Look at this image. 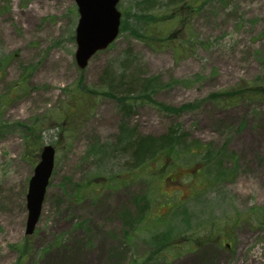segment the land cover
<instances>
[{"label": "rangeland", "instance_id": "obj_1", "mask_svg": "<svg viewBox=\"0 0 264 264\" xmlns=\"http://www.w3.org/2000/svg\"><path fill=\"white\" fill-rule=\"evenodd\" d=\"M138 1L123 0L122 15ZM78 20L74 0H0V264H264V102L225 108L209 101L210 94L264 77V0L207 4L192 21L196 40L182 56L170 43L125 30L85 69L75 59ZM172 30L184 36L179 26L153 33L163 37ZM129 49L139 59L132 67L139 79L159 77L168 84L155 102L194 108L175 116L138 103L128 124L145 136L180 125L193 144L224 147L229 157L219 163L232 175L216 178L214 163L204 165L196 150L177 162L184 164L180 175L191 176L160 184L156 163L130 173L128 157L108 150L122 112L115 100L84 91L102 90V71ZM43 115L56 119L46 125L43 141L56 149L55 166L35 232L26 235V195L40 152H26L22 125ZM197 165L206 168L199 176L188 171ZM146 193L154 200L148 228L153 230L152 218L170 211L165 203L176 210L167 249L144 263L152 230L134 234L123 213L135 215L134 202Z\"/></svg>", "mask_w": 264, "mask_h": 264}, {"label": "trees", "instance_id": "obj_2", "mask_svg": "<svg viewBox=\"0 0 264 264\" xmlns=\"http://www.w3.org/2000/svg\"><path fill=\"white\" fill-rule=\"evenodd\" d=\"M229 1L230 0H162L159 2V0H139L138 2L132 3L130 8L124 11L121 31L129 30L131 35L146 41H154L153 37H155L158 40L160 39L161 43H170L174 52L182 56L187 50L186 47L188 45L192 47L195 43V34H191V24L198 13H200L207 4H227ZM161 26H170V29H175L176 26H179L184 36H177L175 34L176 32L173 30L163 37L156 36L153 33V29ZM138 61V57L132 53L131 49L124 51L120 57L109 63L102 71L98 84L99 88H102V90L96 89L94 92L92 90L90 92L87 89V91H84V95L90 94V98L95 95L106 96L115 100L122 112L123 120L122 123L120 122L118 136L116 141H114L115 143L107 145V147L109 146L108 150L113 153L119 152L128 157L126 164L130 167L128 170L130 173L141 166L147 165L149 162L156 163L155 165L158 166V176L156 175V178L158 182L160 181V184L166 183L167 180H177L180 176L179 169L184 168V164L181 165L177 162L188 160L183 158L193 154L196 150H200V152L203 153L202 159L204 160V165H209L208 163L210 161L214 163L213 169L216 178L222 179L232 175L231 173L228 174V170L223 171L221 169L222 163H219L221 160L229 157L226 155V150L223 149L224 147L217 149L203 143L193 144L197 141L191 140L189 134L179 127L180 125L174 124L165 133L160 135L145 136L139 132L138 127H131V125L128 124L127 121L129 117L132 116L133 109L138 103H149L163 113L175 116H180L194 108V104L173 106L155 102L154 99L156 94L168 86V84H163L159 77H145L139 79V73H136V69L132 68L137 65ZM137 69L139 70V68ZM169 84L172 85V83ZM19 87L21 91L18 92L17 96L22 95V90H24L25 85L22 83ZM209 101L225 108L234 107L242 103L264 102V77L259 76L253 82L241 87L232 88L230 91L210 94ZM47 119L46 115H43L34 119L30 126L22 125L26 134V152H31L33 155L38 156L43 146L45 133L50 130L46 125L56 120L50 117ZM3 129V126H0V132ZM58 136L59 140L63 138L62 133ZM234 162L237 163L236 156ZM197 167H199V165L195 166L193 169H188V171L192 172ZM202 167L203 166L198 168L195 172L197 176L203 174V171H206V168ZM152 170H148L151 172L150 176L153 175L152 173H155V170ZM219 175H221V177ZM200 183L203 184V182ZM203 185L200 186L203 187ZM200 186H195L193 191H201ZM153 201L150 202L149 195L146 193L140 196L139 200L136 202L133 200L137 207L134 212L136 213L135 215L128 209V211L125 210L123 213L125 225L128 226L134 234L140 229H145L147 226L145 217ZM152 219L153 230L150 227L148 228V226L146 228L148 232L150 229L152 230L150 234L147 233L149 237L146 239L151 252L142 260L144 263L150 261L152 258L156 259L160 256L163 251L167 249V244L172 240L174 234V229L169 226L170 222L167 220L166 216L159 215ZM181 220H183L182 223L189 224L187 219L181 218ZM226 235L229 236L228 232ZM26 253L27 243L19 248L20 263ZM137 262L138 261L135 260L132 264H137Z\"/></svg>", "mask_w": 264, "mask_h": 264}, {"label": "water", "instance_id": "obj_3", "mask_svg": "<svg viewBox=\"0 0 264 264\" xmlns=\"http://www.w3.org/2000/svg\"><path fill=\"white\" fill-rule=\"evenodd\" d=\"M79 13L76 28V61L84 69L89 60L105 50L120 33L122 0H74ZM55 149L43 147L40 162L34 170L27 193L28 219L26 234H32L42 211L46 189L54 168Z\"/></svg>", "mask_w": 264, "mask_h": 264}, {"label": "flooded vegetation", "instance_id": "obj_4", "mask_svg": "<svg viewBox=\"0 0 264 264\" xmlns=\"http://www.w3.org/2000/svg\"><path fill=\"white\" fill-rule=\"evenodd\" d=\"M166 209H174L171 205H168Z\"/></svg>", "mask_w": 264, "mask_h": 264}]
</instances>
